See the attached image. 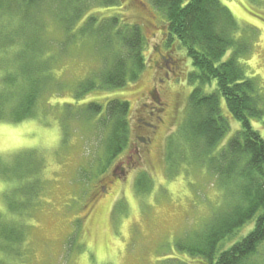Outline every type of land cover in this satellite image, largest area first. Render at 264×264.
I'll return each instance as SVG.
<instances>
[{
  "label": "trees",
  "instance_id": "1",
  "mask_svg": "<svg viewBox=\"0 0 264 264\" xmlns=\"http://www.w3.org/2000/svg\"><path fill=\"white\" fill-rule=\"evenodd\" d=\"M100 1L0 0V121L22 123L45 117L42 102L68 88L57 77V54L67 53L70 47L90 48L91 57L101 61L99 75L75 81L73 102L64 103L61 111L65 117L69 110L67 116L79 117L83 124H98L103 152L96 174L103 177L111 172L118 178L125 173L124 167L112 171L113 164L131 144L129 102L113 99L106 106L95 102L79 106L76 99L97 89H120L137 81L146 67L148 46L141 25L129 23L121 14L96 15L92 8ZM119 1L102 0L107 6ZM151 3L166 20V48L176 51V65L187 60L192 63L184 78L194 86L186 115L167 139L168 171L176 174L181 163L199 165L217 179L222 193L220 208L204 230L178 239L176 248L196 264H264V139L252 127V120H260L264 126V91L240 63L251 54L252 44L236 38L240 26L221 0ZM49 14L56 21L52 36L46 28ZM222 99L240 123V130L227 145L222 142L230 125L222 115ZM72 106L84 107V111L74 114ZM137 142L146 144L143 137ZM14 167L12 177L3 180L13 193L22 189V203L19 207L7 202V218L0 212V264H18L22 259L28 228L24 221L45 182L40 157L33 156L19 173L18 163ZM136 185L139 193L146 194L152 181L141 173ZM248 226L252 229L238 240Z\"/></svg>",
  "mask_w": 264,
  "mask_h": 264
},
{
  "label": "rangeland",
  "instance_id": "2",
  "mask_svg": "<svg viewBox=\"0 0 264 264\" xmlns=\"http://www.w3.org/2000/svg\"><path fill=\"white\" fill-rule=\"evenodd\" d=\"M221 2L240 26L236 38L252 44L251 54L240 63L264 91V0ZM100 3L92 8L96 15L121 14L129 23L141 25L148 46L146 67L137 81L120 89H97L76 99L79 106L90 102L106 106L113 99L129 102L131 144L112 167V171L124 167L125 173L118 178L111 172L103 177L96 174L103 152L101 129L98 124L81 123L79 117H68L69 110L64 117L61 111L63 105L73 102V83L96 77L101 69V61L91 57L90 48L70 47L67 53L57 54L60 65L56 69L68 88L42 102L45 117L22 123L0 121V212L4 218L9 217L7 202L20 207L23 195L22 189L9 191L3 179L12 177L16 163L19 173L33 156L43 161L45 182L24 221L28 228L22 259L17 263L179 264L184 260L180 264H196L177 250L176 241L204 230L220 208L222 193L217 179L205 168L181 163L172 175L166 162L167 139L182 125L194 88L184 79L192 63L187 60L176 65V51L166 48V20L151 0H120L115 6ZM49 17L46 28L52 36L56 21L53 15ZM83 108L72 106L71 112L80 114ZM221 109L230 125L222 142L227 145L240 130V123L231 116L224 99ZM252 127L264 139L262 121L252 120ZM139 137L146 144L138 143ZM141 173L152 181L146 194L136 189ZM251 229L246 227L237 238Z\"/></svg>",
  "mask_w": 264,
  "mask_h": 264
}]
</instances>
